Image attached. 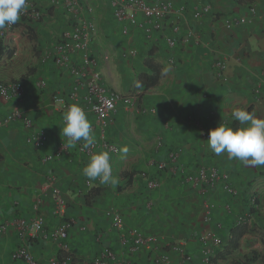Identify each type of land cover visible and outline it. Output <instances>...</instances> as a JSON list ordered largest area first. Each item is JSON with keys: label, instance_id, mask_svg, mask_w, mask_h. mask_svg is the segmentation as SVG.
Here are the masks:
<instances>
[{"label": "crops", "instance_id": "obj_1", "mask_svg": "<svg viewBox=\"0 0 264 264\" xmlns=\"http://www.w3.org/2000/svg\"><path fill=\"white\" fill-rule=\"evenodd\" d=\"M45 1L38 0L47 5L49 0ZM169 1L176 5L186 3V0ZM81 2L91 8V12H84V17L95 26L91 52L99 62L104 84L123 95L133 89L141 92L137 105L117 106L105 132L107 140L119 149L117 155L111 156L113 175L119 183L111 186L91 181L92 187L100 189V193L88 208L83 203V186L90 180L82 170L90 158L80 152L79 144L76 148L68 147L60 159L41 162L59 143L66 144L62 134L63 113L52 98L65 97L74 78L67 69L51 62L42 63L40 57L50 51L58 35L70 27L69 17L62 10H54L42 22L26 25L17 22L2 38L4 47L13 51V56L10 60L3 59L0 67L24 64L21 67L25 72L20 74V79L25 96L20 103L0 98V120L19 108L32 120L34 131L47 135V143L41 149L28 146L26 138L33 130L26 129L20 122L0 127V225L40 216L45 231L58 226L62 219L53 215L52 195L57 188L67 206L64 218L73 222L66 240L69 252H61L55 241L40 237L29 240L28 250L39 264H48L61 253L71 258L70 264H86L103 247H110L129 264H153L157 251L169 253L172 264H178L180 256L166 246L181 243L185 238L187 242L182 243L193 257L192 264H201L199 234L193 232L192 226L193 221L196 222V194H201L156 167L168 161L170 153L179 151L178 167L185 172H194L200 165L215 166L229 174L233 187L240 192L239 198L234 199L221 186L212 189L206 202L214 207L213 218L210 223L203 220V232L216 230V225L221 224L224 230L220 234L227 237L234 219L244 211L251 233L245 235L240 246H247L256 229L264 230V221L263 224L256 222L258 210L264 216V166L229 160L227 153L216 155L203 135L218 124L240 126L232 117L235 108L264 118V0H190L180 20L179 34L181 38L191 31L194 38L189 42L172 36L169 27L147 37L140 14L127 23L128 33L123 35V25L114 19L111 0ZM203 5H209L211 13L193 20V11ZM234 18H244L246 22L227 29L226 22ZM27 28L31 30L28 32ZM169 37L177 39L175 47L168 46ZM130 50H135L134 56L128 55ZM151 51L162 76L157 86L143 90L137 86V79L146 73L144 60ZM72 59L74 64L78 63L80 54ZM219 61L226 64L223 78L216 72L215 64ZM42 82L45 86L40 85ZM257 85L261 86L259 98L253 93ZM79 104L84 106L83 101ZM83 110L92 128L95 127V117L86 108ZM98 132L97 128L93 130L95 138ZM125 146L128 153L121 159L120 149ZM150 179L159 184L154 191L146 188V181ZM252 198L258 202L255 215L248 213ZM108 210L122 216L126 229L157 236L155 246L128 254L105 215ZM21 240L15 227L0 231V264H22L11 257L22 244ZM249 252L252 251L244 256Z\"/></svg>", "mask_w": 264, "mask_h": 264}, {"label": "built area", "instance_id": "obj_2", "mask_svg": "<svg viewBox=\"0 0 264 264\" xmlns=\"http://www.w3.org/2000/svg\"><path fill=\"white\" fill-rule=\"evenodd\" d=\"M185 4L176 5L169 0H111V6L114 11V19L117 23L123 25L122 33H128L127 23L135 20L136 14H140L144 19L142 28L147 37L155 32H163L165 27H169L172 36L179 37L181 33L180 20L183 19L187 2ZM62 10L69 17L70 27L63 30L56 38L54 45L50 51L44 52L40 61L42 63L51 62L57 67L67 69L74 78V83L64 96H54L53 103L57 104L59 111L64 113L69 106L76 104L82 109L86 108L95 117V127L98 129V135L95 138L94 144L85 150H81L80 142L79 150L88 158L91 155L107 151L111 156L119 153V149L114 144L110 143L106 136V128L111 121L113 113L117 110L118 105L124 108H130L139 103L140 90L133 89L130 94L123 95L109 87H107L99 72V62L96 56L91 52V37L95 32V26L92 22L84 17V12H91V8L83 5L81 0H49L47 5H42L38 0H28V7L21 14L20 20L23 24L42 22L44 18L49 17L50 11ZM253 9L251 12L253 13ZM211 13L209 5H203L196 8L192 13L193 20H200L203 16ZM244 18H234L226 22V28L230 29L233 26L244 24ZM16 24L6 26L0 30V38H4L6 34L14 29ZM180 38V37H179ZM194 34L191 31L184 33L182 39L185 42L193 40ZM167 44L170 48L175 47L177 39L167 38ZM78 63L74 64L72 57L78 56ZM129 56L135 55V50L128 52ZM217 76L223 78L226 64L224 62H216ZM45 86V83H40ZM255 98H259L261 94V86L257 85L253 90ZM25 96V88L21 81L10 80L0 82V98L7 102L20 103ZM84 102V106L79 104ZM13 122H20L26 129L33 130L26 138V143L35 149L43 148L47 143V135L43 132H36L33 129V123L30 117L19 108H14L4 119L0 120V127L10 125ZM207 140L208 133L203 135ZM68 147L64 142L59 143L58 147L50 154L45 155L41 162L46 164L51 161L60 159L66 152ZM179 151L172 152L168 155V161L157 164L159 172L169 173L178 177L182 184L190 185L192 189L203 195L206 191L221 186L222 190L231 198H239L240 192L232 186L229 174L223 172L215 166L200 165L194 172H185L178 167ZM98 181V180H97ZM99 182V181H98ZM87 188L92 187L91 181H86ZM159 187L156 180L150 179L146 181L147 190L154 191ZM53 195V215L61 218L62 222L52 229L45 231L44 220L38 216L35 219L25 220L16 219L11 222H6L0 225V231L6 230L8 227H15L21 237L22 244L13 251L12 260L21 262L22 264H39L31 252L28 250L27 242L35 240L38 237L55 241L58 244L61 252H69V247L65 242L68 236V229L72 221H63L66 213V203L61 196L59 189L54 188ZM255 203V199H251V204ZM214 207L209 202L204 204V221L210 223L213 218ZM106 217L110 220L113 229L118 234L120 245L128 254H136L143 248L153 247L156 244L154 236L143 235L138 229L128 230L122 216L114 211H106ZM249 219L244 213L236 217V224H248ZM223 226L216 225V230H208L199 234L197 242L200 245V262L202 264H211L217 251L224 246V240L219 234ZM169 251H172L180 256L178 264H192L193 257L185 250L184 243L169 244L166 246ZM156 250V249H155ZM157 251V250H156ZM69 256L60 262L57 258H53L48 264H70ZM86 264H129L124 261L110 248L103 247L98 255ZM153 264H172V259L169 253H160L157 251L153 258Z\"/></svg>", "mask_w": 264, "mask_h": 264}, {"label": "clouds", "instance_id": "obj_3", "mask_svg": "<svg viewBox=\"0 0 264 264\" xmlns=\"http://www.w3.org/2000/svg\"><path fill=\"white\" fill-rule=\"evenodd\" d=\"M27 7L28 0H0V30L16 24ZM137 86H140L139 82ZM232 117L240 126L233 128L218 124L208 132V146L218 156L227 153L229 160L264 166V118L243 108H235ZM63 125L62 134L67 147L76 148L83 141L80 148L85 150L94 144L92 124L79 105L73 104L63 113ZM127 153V147H122L121 159L126 158ZM82 171L90 181L98 180L102 185L116 186L119 183L113 175L111 157L107 151L91 155Z\"/></svg>", "mask_w": 264, "mask_h": 264}, {"label": "trees", "instance_id": "obj_4", "mask_svg": "<svg viewBox=\"0 0 264 264\" xmlns=\"http://www.w3.org/2000/svg\"><path fill=\"white\" fill-rule=\"evenodd\" d=\"M26 30L29 32L31 29L27 28ZM152 54H153V51H151L149 53L148 58L144 60V66L146 67V70H147L146 73H142L141 75L138 76V79H137V82H139V85H140L139 88H142L143 90H148V89H151L157 86L162 76L161 67L159 66V64L154 62L152 58ZM12 56H13V51L6 50V48L4 47L3 39L0 38V63L1 61H3V59L10 60ZM19 81L22 82V80H19ZM85 183L86 181L84 182V186H83L84 188L83 189L84 190L83 203L85 204L86 207L90 208L91 201L99 196L100 189L95 188V187H92L91 189L90 187L87 188L85 186ZM257 205H258V202L255 199V203L249 205L250 209L248 210V213L251 215H255L257 213V208H255V206ZM67 220L68 219H65V218L63 219V221H67ZM235 221L233 222L232 226L227 231L228 235L226 237V241L224 242V246L218 253L215 254V257L212 260L211 264H219L221 261L226 260L227 257L235 254L240 248L241 240L245 237V235L249 233V231H251L249 225L236 224ZM260 241L264 247V234L260 236ZM66 256L67 255L65 254L63 255L61 253V255L58 254L56 258L60 262H63L64 259H66ZM230 264H264V256H262V254H260L259 252L252 251V252H249L246 256H244L242 259L232 260Z\"/></svg>", "mask_w": 264, "mask_h": 264}, {"label": "rangeland", "instance_id": "obj_5", "mask_svg": "<svg viewBox=\"0 0 264 264\" xmlns=\"http://www.w3.org/2000/svg\"><path fill=\"white\" fill-rule=\"evenodd\" d=\"M42 1H44L45 3H46V1L45 0H42ZM13 64L11 63V67L10 68H8V66H6V65H4V67H0V80L3 82V81H9V80H21L20 79V74L21 73H23V72H25V69H23L21 66H24V64L22 63V62H20V64H19V66L18 65H14V66H12ZM217 190H219V188H217ZM214 190H208V191H206V193H204L203 194V196L202 195H198V194H196L197 195V197H196V200L198 201V203L197 202H195V204L197 205V208H196V222H194L193 221V224L194 225H192L193 226V232L195 233H197V234H201V233H203V230H204V226L201 224V223H203L204 221V204L206 203V201L208 200V198H207V196H208V194H210V193H212ZM209 197V196H208ZM206 199V200H205ZM198 210V211H197ZM242 213H244V211L242 212ZM259 215V216H258ZM263 215V213H260V210H258V213L256 214V222L258 223H262L263 224V221H264V219H263V217L264 216H262ZM236 219V218H235ZM234 219V220H235ZM254 221V219H252V223H254L253 222ZM257 223H256V225H257ZM203 224H205V223H203ZM203 227V228H202ZM216 228V227H215ZM223 230H224V228H222ZM210 230H212V229H210ZM263 230V229H262ZM262 232H264V230L263 231H261V232H259V231H257V229L255 230V233H253V238L251 239V242H249L248 244H247V246H245L244 244L242 245L241 244V246H240V249L235 253V254H233V255H231V256H229V257H227V259L225 260V261H223V262H221V263H219V264H230V262L232 261V260H239V259H242V257L248 252V251H254V252H259L260 254H262L263 256H264V247H263V245H262V243H261V241H260V235H263L264 233H262ZM181 233L183 234L184 232L181 230ZM251 233V231L248 233V234H250ZM220 234V233H219ZM221 235V234H220ZM222 236V235H221ZM156 238H157V236H156ZM223 238V240H224V242L226 241V237H222ZM182 242L184 241V242H187V239L185 238V239H183V240H181ZM160 242H163L161 239H160ZM201 263V262H200ZM202 264V263H201Z\"/></svg>", "mask_w": 264, "mask_h": 264}]
</instances>
